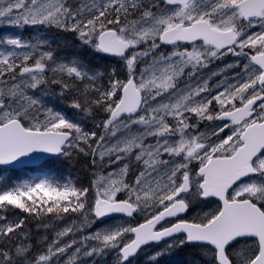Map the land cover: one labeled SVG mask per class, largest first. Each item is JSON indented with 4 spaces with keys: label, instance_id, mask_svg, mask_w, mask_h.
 Masks as SVG:
<instances>
[{
    "label": "snow or ice",
    "instance_id": "6c2138e0",
    "mask_svg": "<svg viewBox=\"0 0 264 264\" xmlns=\"http://www.w3.org/2000/svg\"><path fill=\"white\" fill-rule=\"evenodd\" d=\"M5 25L70 33L116 67L0 36V264H137L148 247L153 264L176 249L264 264V0H0ZM53 86L79 121L45 103ZM77 155L118 168L88 187L52 174ZM29 165L39 175H3ZM29 221L64 223L36 251Z\"/></svg>",
    "mask_w": 264,
    "mask_h": 264
},
{
    "label": "flooded vegetation",
    "instance_id": "af4514ba",
    "mask_svg": "<svg viewBox=\"0 0 264 264\" xmlns=\"http://www.w3.org/2000/svg\"><path fill=\"white\" fill-rule=\"evenodd\" d=\"M96 59H97V63L95 64V67L110 68V67L116 66L114 63H110V61L114 60V58L108 57V58H105V59L102 60V59H99V58L96 57ZM236 59H237L236 57H234L231 54H229V55L225 56L222 60H218L217 61V63H218L217 65L216 64H212L210 66V68H207V69L204 70V73L206 74V78H207V74L213 72V69L214 70L216 69L217 71L220 70V69H223L224 65L232 63ZM225 74L227 75V70L225 71ZM219 79H220V76H214V77H211V81L210 82L214 84ZM102 117H103L102 113L100 115H98L96 117L97 122ZM92 124L95 125L93 123V121H92ZM95 130L97 132L100 131V129H98V128H96ZM136 167L137 166H136L135 162H133L132 165L130 166V171H129V175H128V178L130 180L133 179V177H134ZM21 215H23V214H21ZM50 226H51V224H50ZM28 230L31 232L32 239L34 241L33 244L36 241H38V242H36V244H34V250L39 251L41 245H43L45 242H48V243L50 242L48 237H47V231L41 230L40 228H38L35 221H29L28 222ZM45 238H46V241H45ZM106 261H107V264H113V257L112 256L107 257Z\"/></svg>",
    "mask_w": 264,
    "mask_h": 264
},
{
    "label": "trees",
    "instance_id": "16d2710c",
    "mask_svg": "<svg viewBox=\"0 0 264 264\" xmlns=\"http://www.w3.org/2000/svg\"><path fill=\"white\" fill-rule=\"evenodd\" d=\"M61 38H64L65 39V37H61ZM65 41L67 43H70V41L67 40V39H65ZM73 51H74L75 54H78V52L80 51V49L78 48L77 50H73ZM82 55H85V54H82ZM82 55H81V57H82ZM87 62H90V60L87 59L86 60V63ZM89 66H91V65H89ZM52 89L53 90H57L55 86H53ZM57 162L58 163H57V166H56V168L54 170V175L63 176L65 178H70L72 176V174L75 173V174H77V176L80 179L83 178L84 181H86V182L88 181V175L89 174H87L88 173L87 172V168H88L87 166H89V164L87 162V159L84 156L77 155V156H73L70 159L69 158H66L64 160L62 159V160L57 161ZM6 173H7V176L12 177L13 179H15L16 177H20V175H21L22 172L20 171V172H6ZM193 256H194V253H192V258H193Z\"/></svg>",
    "mask_w": 264,
    "mask_h": 264
},
{
    "label": "rangeland",
    "instance_id": "374dc122",
    "mask_svg": "<svg viewBox=\"0 0 264 264\" xmlns=\"http://www.w3.org/2000/svg\"><path fill=\"white\" fill-rule=\"evenodd\" d=\"M70 4H73V5H79L80 3H78V0H73ZM3 27V29H4V35H10V34H18V31H22L21 29H18V28H14V27H9V26H7V25H5V26H2ZM8 31V32H7ZM7 32V33H6ZM48 39V38H47ZM61 58V57H60ZM44 99H45V103L47 104V105H49V103H50V100L48 99V96H46V97H44ZM98 173H101V172H99V171H97ZM60 224H63V222H59L58 224H56V226H58V225H60ZM55 226V227H56ZM40 229L41 230H45V231H47V237H48V239L49 240H51V238H52V236H53V233H52V227L49 225V227L47 228V229H45V228H43V227H40ZM57 230H58V228H57ZM77 235H79V233H77ZM72 250V249H71ZM155 251V250H154ZM153 251H150V252H147V253H145L144 255L146 256V257H148V256H150L151 255V253H152Z\"/></svg>",
    "mask_w": 264,
    "mask_h": 264
},
{
    "label": "bare ground",
    "instance_id": "6f19581e",
    "mask_svg": "<svg viewBox=\"0 0 264 264\" xmlns=\"http://www.w3.org/2000/svg\"><path fill=\"white\" fill-rule=\"evenodd\" d=\"M77 167H78V166H77ZM80 168H81V167H80ZM76 170H77V169H76ZM81 174H82V173H81ZM69 175H70V174H69ZM36 239H37V238H36ZM33 242H34V241H33ZM36 242H38V241H36ZM36 242H35L34 244H36ZM34 244H33V245H34Z\"/></svg>",
    "mask_w": 264,
    "mask_h": 264
},
{
    "label": "water",
    "instance_id": "95a60500",
    "mask_svg": "<svg viewBox=\"0 0 264 264\" xmlns=\"http://www.w3.org/2000/svg\"><path fill=\"white\" fill-rule=\"evenodd\" d=\"M29 166H34V165H29ZM0 167H3V166H0Z\"/></svg>",
    "mask_w": 264,
    "mask_h": 264
}]
</instances>
